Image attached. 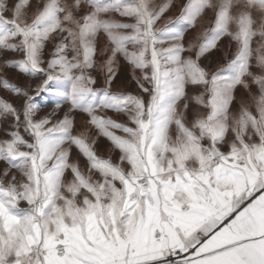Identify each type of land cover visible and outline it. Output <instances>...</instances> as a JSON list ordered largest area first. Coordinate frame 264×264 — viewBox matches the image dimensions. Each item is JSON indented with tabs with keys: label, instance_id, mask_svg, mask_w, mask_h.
Instances as JSON below:
<instances>
[{
	"label": "snow or ice",
	"instance_id": "6c2138e0",
	"mask_svg": "<svg viewBox=\"0 0 264 264\" xmlns=\"http://www.w3.org/2000/svg\"><path fill=\"white\" fill-rule=\"evenodd\" d=\"M0 92V264H264V0H0Z\"/></svg>",
	"mask_w": 264,
	"mask_h": 264
},
{
	"label": "rangeland",
	"instance_id": "374dc122",
	"mask_svg": "<svg viewBox=\"0 0 264 264\" xmlns=\"http://www.w3.org/2000/svg\"><path fill=\"white\" fill-rule=\"evenodd\" d=\"M157 2L162 3L163 0H157ZM177 14H178V12L175 9L172 10L171 12L167 13L166 16L157 24V27H163L169 16L174 17ZM194 35H195V31H190L186 35V41L191 40L194 37ZM104 43L105 42H104L103 38H101L100 46L102 47L104 45ZM226 43H227V41H224V44H226ZM221 48L223 49V45H221ZM98 63H99V61H98ZM7 78H9L10 81L13 83L17 82V80H19L20 82H25V78L23 76H17V74L13 70H9V72L7 73ZM37 82L38 81H31V83H33V84H35ZM102 85H103V78L101 77L100 78V84L98 86H102ZM112 91H115V92H133V93H135L137 91L135 83L131 81L129 71L126 69V66H124L122 63L118 69V77L114 82ZM0 95H5V93L0 92ZM51 110H52L51 106L44 108L41 111V115H45L46 113L50 112ZM114 118H117V117H114ZM84 119H86L84 114H79L77 116L78 129L82 125ZM118 119H120L121 122H123L122 117L118 118ZM98 144H99V149H98L99 154L106 156L107 155L106 148L108 147V141L105 140L103 137H101ZM2 166L3 165L0 164V167H2Z\"/></svg>",
	"mask_w": 264,
	"mask_h": 264
}]
</instances>
